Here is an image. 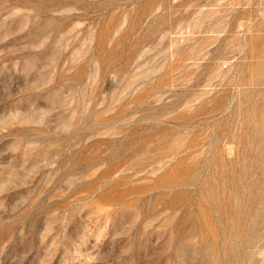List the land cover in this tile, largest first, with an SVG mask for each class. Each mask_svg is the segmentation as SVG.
Listing matches in <instances>:
<instances>
[{
	"label": "rangeland",
	"instance_id": "rangeland-1",
	"mask_svg": "<svg viewBox=\"0 0 264 264\" xmlns=\"http://www.w3.org/2000/svg\"><path fill=\"white\" fill-rule=\"evenodd\" d=\"M0 264H264V0H0Z\"/></svg>",
	"mask_w": 264,
	"mask_h": 264
}]
</instances>
